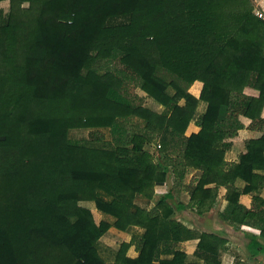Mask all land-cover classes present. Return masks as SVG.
Masks as SVG:
<instances>
[{
  "label": "trees",
  "instance_id": "obj_1",
  "mask_svg": "<svg viewBox=\"0 0 264 264\" xmlns=\"http://www.w3.org/2000/svg\"><path fill=\"white\" fill-rule=\"evenodd\" d=\"M3 1L0 264H192L181 250L160 259L164 236L184 240L176 214L210 212L222 188L221 218L258 228L253 248L264 252V199L240 202L264 189V17L255 0H8V11ZM128 79L165 109L124 93ZM193 122L200 131L187 135ZM73 130H89L88 140ZM107 130L114 148L98 145ZM234 146L244 151L230 162ZM112 227L144 233L108 263L99 243ZM226 243L203 233L197 255L220 264ZM132 245L137 258L127 256Z\"/></svg>",
  "mask_w": 264,
  "mask_h": 264
},
{
  "label": "crops",
  "instance_id": "obj_2",
  "mask_svg": "<svg viewBox=\"0 0 264 264\" xmlns=\"http://www.w3.org/2000/svg\"><path fill=\"white\" fill-rule=\"evenodd\" d=\"M4 3L7 5L6 8L4 7ZM255 3L257 7L264 11V0H255ZM1 6L5 9V11H8L10 8V2L8 0L3 1ZM245 93L251 96H259V91L252 87H247L245 89ZM205 108L206 104L202 103L200 106V112L204 111ZM199 131L200 127L193 122L187 130V135H191L192 133H197ZM259 136H261L260 132L255 133V137ZM147 148L150 150L149 146H147ZM243 151L244 148L234 146L227 151L226 160L230 162L238 161L239 156ZM196 172V170L191 169L186 176L184 184L190 183ZM237 185L240 188H244L245 182L239 180ZM172 187L173 181L172 178H170L166 184L156 187V193L158 195H164L168 193ZM226 193V188H222L220 190L216 207L206 214H198L196 208H187L182 212H178L176 214V218L181 223L182 235H184L185 238L180 242L173 243V239L170 237L171 235H166L167 237L164 236L160 259L171 260L174 258V251L181 250L186 253V261L188 263L207 264L205 260L197 255L198 245L203 233H215L227 239V243L220 255V264H264V252H258L255 248H253L255 237L260 239V230L249 225H243L240 228H236L221 218L220 213L227 206ZM255 195L264 199V189L260 193L242 194L240 202L245 207L251 208ZM179 199L183 203L189 204L190 195L186 190H183ZM139 201L144 202L143 200ZM84 203H87L88 205H82L91 209L95 215L98 213L100 218L98 219L99 221L102 219L108 220L111 223L115 221L113 217L98 212L94 202ZM139 204L142 205L140 202ZM143 233L144 229L141 227H131L126 231H121L115 227L110 228L109 231L101 238L99 243L100 252L103 258L108 263H113L122 244L130 243L134 236L140 237ZM139 254L140 251L137 245H132L128 250L127 256L130 258H137Z\"/></svg>",
  "mask_w": 264,
  "mask_h": 264
},
{
  "label": "rangeland",
  "instance_id": "obj_3",
  "mask_svg": "<svg viewBox=\"0 0 264 264\" xmlns=\"http://www.w3.org/2000/svg\"><path fill=\"white\" fill-rule=\"evenodd\" d=\"M5 4V3H4ZM4 7L6 8L7 5L5 4ZM128 82H126L125 84V88H124V93H126L127 95L129 94L133 99L135 98L134 101H136L137 103L143 104L147 107H150L152 109H155L157 111H163L165 108L160 105L158 102H156L154 99L149 98L140 88H138L135 83L130 79L126 80ZM131 123L134 124H141L143 125V122L137 118H132L130 120ZM106 135V139L104 142H100L98 143L99 146H103V147H111L114 148L115 147V136L107 130V132L105 133ZM71 137L74 139H87L89 137V130H73L71 131ZM155 147V149H154ZM149 148L151 150V152L154 150H156V145L153 144H149ZM183 191V190H182ZM141 203L143 206H146L145 202L142 201H138V203ZM83 205H88L87 203L82 202ZM96 217L97 220L100 219L98 213H96Z\"/></svg>",
  "mask_w": 264,
  "mask_h": 264
},
{
  "label": "built area",
  "instance_id": "obj_4",
  "mask_svg": "<svg viewBox=\"0 0 264 264\" xmlns=\"http://www.w3.org/2000/svg\"><path fill=\"white\" fill-rule=\"evenodd\" d=\"M256 14L259 16V17H264V11L261 10L259 7H257V12Z\"/></svg>",
  "mask_w": 264,
  "mask_h": 264
}]
</instances>
